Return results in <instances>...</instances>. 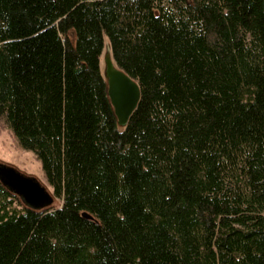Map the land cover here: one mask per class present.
Segmentation results:
<instances>
[{
  "label": "trees",
  "instance_id": "obj_1",
  "mask_svg": "<svg viewBox=\"0 0 264 264\" xmlns=\"http://www.w3.org/2000/svg\"><path fill=\"white\" fill-rule=\"evenodd\" d=\"M0 125L60 202L0 184V264H264V0H0Z\"/></svg>",
  "mask_w": 264,
  "mask_h": 264
},
{
  "label": "water",
  "instance_id": "obj_2",
  "mask_svg": "<svg viewBox=\"0 0 264 264\" xmlns=\"http://www.w3.org/2000/svg\"><path fill=\"white\" fill-rule=\"evenodd\" d=\"M106 92L115 115L117 125L125 126L135 110L140 90L136 81L123 70L108 61L106 69ZM0 184L11 194L18 197L24 207L42 211L50 209L54 196L35 177L28 176L16 168L0 162ZM83 217L93 219L87 213Z\"/></svg>",
  "mask_w": 264,
  "mask_h": 264
},
{
  "label": "rangeland",
  "instance_id": "obj_3",
  "mask_svg": "<svg viewBox=\"0 0 264 264\" xmlns=\"http://www.w3.org/2000/svg\"><path fill=\"white\" fill-rule=\"evenodd\" d=\"M108 61L115 66L109 42L105 37L103 50L100 55V69L103 78H106ZM0 162L16 168L25 175L35 177L50 193H52L43 178L40 164L34 155L29 151L19 148L12 132L2 125H0ZM59 205L60 202L55 199L52 207Z\"/></svg>",
  "mask_w": 264,
  "mask_h": 264
}]
</instances>
